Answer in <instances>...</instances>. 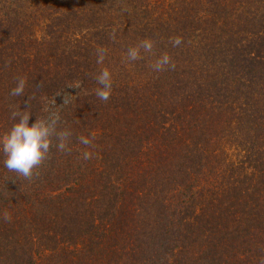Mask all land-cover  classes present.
<instances>
[{
    "label": "trees",
    "instance_id": "1",
    "mask_svg": "<svg viewBox=\"0 0 264 264\" xmlns=\"http://www.w3.org/2000/svg\"><path fill=\"white\" fill-rule=\"evenodd\" d=\"M146 38L154 54L126 61ZM163 53L175 68L153 71ZM18 105L29 125L58 112L71 150L54 141L31 181L0 151V264L264 257V0H0V136Z\"/></svg>",
    "mask_w": 264,
    "mask_h": 264
},
{
    "label": "clouds",
    "instance_id": "2",
    "mask_svg": "<svg viewBox=\"0 0 264 264\" xmlns=\"http://www.w3.org/2000/svg\"><path fill=\"white\" fill-rule=\"evenodd\" d=\"M122 11L131 13V9L127 6L122 8ZM112 38L115 39V33H112ZM173 47H178L183 43L181 37L177 36L170 39ZM155 42L152 39H142L137 44L128 47L125 59L128 62H134L142 59V52L154 54ZM107 55V49L98 47L96 49L97 63L103 64ZM7 63L6 62V66ZM153 71L161 72L169 69H174L175 64L167 53L161 54L151 64ZM98 87L95 89V95L101 101L107 102L113 90V75L112 72L104 67L98 75L95 76ZM27 85L26 77L19 76L16 79L15 86L10 90L9 95L12 97L21 96L25 93ZM72 87V85H68ZM59 94V93H57ZM29 101L33 97L29 96ZM67 103V101H63ZM55 105V100H52ZM31 106L21 111L19 105L11 112V119L14 121L11 128L0 136V151L4 154V167L9 172H14L18 177L31 181L34 176H38V169L43 162L48 159L50 149L55 147L58 151L69 152L70 139L72 133L66 128H59L60 116L56 111L49 112L47 117H36L35 122L29 125ZM78 141L86 147H94L93 140L95 137L79 136ZM92 157L91 151H84L82 158L89 160ZM6 221H11V215L8 212L3 214ZM259 264H264V257L259 261Z\"/></svg>",
    "mask_w": 264,
    "mask_h": 264
}]
</instances>
